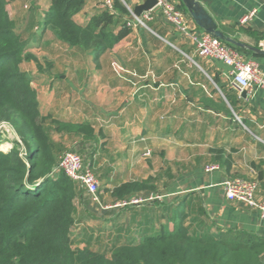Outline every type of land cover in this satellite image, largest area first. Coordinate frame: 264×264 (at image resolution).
Instances as JSON below:
<instances>
[{"label":"crops","instance_id":"crops-1","mask_svg":"<svg viewBox=\"0 0 264 264\" xmlns=\"http://www.w3.org/2000/svg\"><path fill=\"white\" fill-rule=\"evenodd\" d=\"M119 1L128 11L141 4V0ZM195 1L219 31L241 44L235 45L236 51L245 61H255L264 76V55L252 51H264V0ZM25 3L29 10H23ZM25 3L8 0L6 6L16 32L27 36L26 52L34 58L22 61L19 68L36 93L46 127L54 130L52 122L58 121L89 124L93 129L98 144L94 153L87 145L85 153H92L88 161L106 187L104 202L107 195L112 201L110 192L116 186L151 180L155 194L147 201L152 209L154 201L171 204L193 194L202 200L200 206L216 228L264 236V217L228 201L221 187L233 178L256 180V198L264 200V89L254 88L242 98L229 84V68L198 57L190 39L166 21L160 8L143 13V25L110 12L111 32L116 34L123 25L129 31L111 49L93 55L62 45L48 29L40 28L38 20L50 0ZM254 9L255 16L240 25V19ZM103 11L107 10L98 0H84L73 20L86 26ZM182 14L190 32L198 37L205 33L187 12ZM112 62L134 76L119 77ZM51 137L65 149L81 140L54 131ZM208 166L217 168L205 171ZM138 204L135 209H141ZM132 209L122 213L137 211ZM139 225L132 220L124 227Z\"/></svg>","mask_w":264,"mask_h":264},{"label":"trees","instance_id":"trees-1","mask_svg":"<svg viewBox=\"0 0 264 264\" xmlns=\"http://www.w3.org/2000/svg\"><path fill=\"white\" fill-rule=\"evenodd\" d=\"M35 2L31 0L32 5ZM112 2L113 11L130 15L119 0ZM7 4L8 0H0V126L6 125L16 134L22 153L17 151L20 147L17 142L10 151L0 150V264H263L264 236L216 228L208 222L200 206L202 200L193 194L188 198L177 197L171 204L154 201L158 213L141 214L142 220H137L140 214L133 211L128 221L137 220L139 226L144 225L141 231L136 230L140 233L137 242L128 228L123 235L109 239V245L103 246V250L92 248V236L82 241L85 245L79 248V242L71 238L72 231L80 212H88L95 205L84 190L62 172H54V168L59 156L71 151L79 156L85 154L86 160L81 158L93 172L88 158L91 159L98 139L89 124L53 121L54 130L45 126L36 93L19 68L22 61L34 60L26 52L28 38L16 32ZM83 4L84 0H50L38 24L62 45L90 51L93 55L111 49L127 35L129 30L124 25L116 34L111 32L109 26L114 16L109 11L93 17L86 26L75 23L73 17ZM29 8L28 4L25 10ZM177 9L187 12L182 2ZM221 41L239 50L234 44ZM51 131L81 140L76 147L65 149L52 139ZM87 145L93 149L89 156L85 153ZM150 182L116 186L110 192L112 204L102 203L112 207H99L100 215H120L133 204L114 206L131 200H140L141 210L147 211V200L155 194ZM98 240L97 237L96 243H100Z\"/></svg>","mask_w":264,"mask_h":264},{"label":"built area","instance_id":"built-area-1","mask_svg":"<svg viewBox=\"0 0 264 264\" xmlns=\"http://www.w3.org/2000/svg\"><path fill=\"white\" fill-rule=\"evenodd\" d=\"M98 1L107 11H113L111 0ZM24 8L27 9L28 4L24 5ZM155 8H160L166 21L190 39L198 57L215 59L229 68L227 74L229 84L239 94L242 92L249 94L254 88L264 89V76L255 61H245L238 51L224 44L216 37L207 33H203L198 37L196 34L190 32L184 15L177 9V4L168 0H157ZM129 13L131 14V10H129ZM255 14V9L246 13L239 21L240 25H244L250 21ZM141 18H135L133 22L143 25ZM128 25H130V23H128ZM111 68L119 77H125L127 74L134 76V74H130L116 62L111 63ZM6 129H8L6 125L2 124L0 126L1 133ZM216 168V166H208L205 168V171H211ZM54 172H62L68 179L77 184L86 192L93 205L101 209H109L112 207L101 205L98 193L99 183L91 168L84 164L83 159L78 154L71 151L62 153L58 158ZM221 187L228 201L243 204L247 208L257 210L260 216L264 217V200L258 201L256 198L258 189L256 180L233 178L222 182ZM150 199H152V197H150ZM138 203H140V200H131L128 203L122 202L116 204L114 207Z\"/></svg>","mask_w":264,"mask_h":264},{"label":"rangeland","instance_id":"rangeland-1","mask_svg":"<svg viewBox=\"0 0 264 264\" xmlns=\"http://www.w3.org/2000/svg\"><path fill=\"white\" fill-rule=\"evenodd\" d=\"M20 2H22V1H20ZM25 2H27V0H24V3ZM25 4L27 5V3H25ZM23 10H25L24 5H23ZM30 86H31V84H30ZM2 133L3 134H2L1 139H0L1 140L0 150L7 149L6 145L11 146L9 150H12V149H14V145H15L14 142H17L20 146L17 149V151L22 153V144H21L20 139L16 136V134H14L13 131L9 128L4 130ZM4 151H8V150H4ZM81 156L83 157V159L86 157L85 154H81ZM86 158H85V160H86ZM97 181L99 183V194H100V197L102 199V197L104 196V194L106 192V187L100 185L99 179H97ZM108 197H109V195H107V198ZM107 198L105 199V202L103 199L102 200L100 199L101 205H103L102 204L103 202L106 203L107 205L112 204V201L109 199V201H111V202H108ZM132 206H140V205L139 204H133ZM132 206L127 207L126 210L128 208H133ZM151 207H153V206L147 205V207H146L147 211H142L140 209V207L137 208V211L139 212L140 215H137L136 219L142 220L141 214L142 215L145 214V215H149V216H151L150 212H154V214H157L158 210L152 209ZM131 215H132L131 212H124V213H120V215L114 214V216H112V214H109V215L102 216V215H100V211H99L98 206H95L94 209H92L88 212L81 211L79 217L77 218V223H76L77 226H75L73 231H72L71 238L74 241L79 242L77 244H78L79 248H81L85 245L83 242L84 241L86 242V238L89 236H92L93 237V239L91 241V246H93L92 248L95 250H99V249L103 250L102 249L103 246H106L107 244L109 245V241H108L109 239H111L112 237H115L116 235H119V234L123 235L124 230H125L124 225L128 223V219L131 217ZM105 219L114 220V222L104 221ZM163 222H165V221L163 220L162 223ZM156 223H157V221L155 220L154 224H156ZM168 226H169V228H172L171 224H168ZM143 228H144V225H141L138 227L132 226L130 228V234H131L132 238H134L135 242L139 241V239H140V233H136V232H138L136 230L141 231ZM120 229H121V231H119ZM97 237L99 238L98 241L100 243H96Z\"/></svg>","mask_w":264,"mask_h":264},{"label":"water","instance_id":"water-1","mask_svg":"<svg viewBox=\"0 0 264 264\" xmlns=\"http://www.w3.org/2000/svg\"><path fill=\"white\" fill-rule=\"evenodd\" d=\"M181 2L195 25H197L201 30L213 37L218 38L219 40H224L228 43L241 47V44L224 37L222 32L217 29V25L214 20L207 14V12L199 5L197 1L181 0ZM156 5L157 0H141V4L135 6L127 18L131 21H134L135 18L140 19L143 13L153 10ZM252 51L264 55V51L254 49H252ZM241 97L245 98L246 93L242 92Z\"/></svg>","mask_w":264,"mask_h":264},{"label":"bare ground","instance_id":"bare-ground-1","mask_svg":"<svg viewBox=\"0 0 264 264\" xmlns=\"http://www.w3.org/2000/svg\"><path fill=\"white\" fill-rule=\"evenodd\" d=\"M3 146V145H2ZM7 146V149H4V150H9L11 146L9 145H6ZM10 151V150H9Z\"/></svg>","mask_w":264,"mask_h":264}]
</instances>
